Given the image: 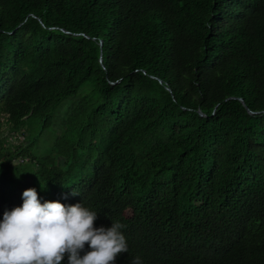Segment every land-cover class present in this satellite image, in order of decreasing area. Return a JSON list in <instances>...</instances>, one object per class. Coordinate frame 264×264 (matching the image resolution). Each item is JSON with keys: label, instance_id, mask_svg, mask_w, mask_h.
<instances>
[{"label": "trees", "instance_id": "obj_1", "mask_svg": "<svg viewBox=\"0 0 264 264\" xmlns=\"http://www.w3.org/2000/svg\"><path fill=\"white\" fill-rule=\"evenodd\" d=\"M29 188L124 225L113 264H264V0H0V220Z\"/></svg>", "mask_w": 264, "mask_h": 264}, {"label": "clouds", "instance_id": "obj_2", "mask_svg": "<svg viewBox=\"0 0 264 264\" xmlns=\"http://www.w3.org/2000/svg\"><path fill=\"white\" fill-rule=\"evenodd\" d=\"M22 197V206L5 211L0 220V264H62L65 257L67 264H113L119 254L128 253L119 222L97 228L96 212L81 203L42 204L35 188ZM131 264L143 262L136 256Z\"/></svg>", "mask_w": 264, "mask_h": 264}, {"label": "rangeland", "instance_id": "obj_3", "mask_svg": "<svg viewBox=\"0 0 264 264\" xmlns=\"http://www.w3.org/2000/svg\"><path fill=\"white\" fill-rule=\"evenodd\" d=\"M91 92V83H85L83 84L79 91L77 92L76 96L74 98H67L63 100L55 109L52 123L49 128L46 130H43L41 134L36 138V141L33 142L32 145L27 147V150H33V154L36 156V158H45L49 156H54L52 153L53 149V143L58 138L59 134L61 133L63 129V123L66 117L68 116L69 112L74 108V106L77 104L78 100ZM95 99V98H94ZM93 99V100H94ZM6 120V116L2 115L1 121V133H2V139H3V145L2 147H10L14 148L17 145H21L23 141L22 134H19L18 132H15L12 129H8L7 126H5L4 122ZM39 132V125L33 124L28 128L27 130V137L34 138ZM2 156V155H1ZM53 169L49 176H48V182L51 185H54L56 187L62 188L66 184L69 174H65L60 171V169ZM37 194L38 190L36 189ZM39 198L43 199L44 196L41 195ZM44 200V199H43ZM42 200V201H43Z\"/></svg>", "mask_w": 264, "mask_h": 264}, {"label": "water", "instance_id": "obj_4", "mask_svg": "<svg viewBox=\"0 0 264 264\" xmlns=\"http://www.w3.org/2000/svg\"><path fill=\"white\" fill-rule=\"evenodd\" d=\"M168 90V89H167ZM242 105H243V102H242V100L241 99H237ZM244 106V105H243ZM247 110V109H246ZM247 112L249 113V114H253L251 111H249V110H247ZM198 114H199V116H201V117H203L204 115L200 112V111H198Z\"/></svg>", "mask_w": 264, "mask_h": 264}]
</instances>
